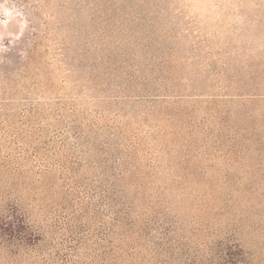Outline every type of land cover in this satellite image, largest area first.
<instances>
[{"label": "trees", "instance_id": "trees-1", "mask_svg": "<svg viewBox=\"0 0 264 264\" xmlns=\"http://www.w3.org/2000/svg\"><path fill=\"white\" fill-rule=\"evenodd\" d=\"M149 1L123 16L121 0L87 3L73 23L90 51L35 52L37 32L27 52H0V264H264V186L177 179L203 168L181 162L180 143L218 118L194 103L264 100V67L242 79L223 56L203 72L213 84L192 80L173 54L147 52L165 20ZM227 72L241 92L227 93ZM227 141L264 168V117Z\"/></svg>", "mask_w": 264, "mask_h": 264}, {"label": "rangeland", "instance_id": "rangeland-1", "mask_svg": "<svg viewBox=\"0 0 264 264\" xmlns=\"http://www.w3.org/2000/svg\"><path fill=\"white\" fill-rule=\"evenodd\" d=\"M38 1L42 0H27V6L43 19L32 17L30 23L22 11L26 3L21 0H0V52H27L26 47H29L33 33L37 32L40 36L35 43V52H45L47 48L51 52H79L82 47L89 51L95 47L93 37L83 46L86 35L78 37L74 29L77 25L73 23L79 14L88 18L86 7L91 0H50L47 6ZM132 4L133 0H121L123 8L118 10L119 14L123 16L141 11V6L135 8ZM155 4L162 6L160 14L165 20L161 26L163 31L156 40L145 37L155 44L147 52L173 54L176 64L190 66L192 80L213 84L203 72L218 71L221 67L219 58L224 57L230 60L229 70H237L242 79L246 78L248 71L264 67V0H150L144 6L151 10L148 18L154 16L157 7L151 6ZM66 25H70V28L67 29ZM89 26L84 25L85 32L90 31ZM39 29H44V34ZM131 41L135 43L138 40ZM136 45L143 44L138 41ZM60 46H63L62 50ZM138 50L146 52L142 46H138ZM227 74L222 81V84L229 86L227 93L241 92L232 89L238 78L231 76L230 72ZM194 108L196 113L208 111L218 114V118H209L203 131L194 129L195 134L190 138L194 143L191 148L180 143L178 151L181 162L186 164L185 161H190L191 169L196 165L203 168L199 167L202 170L194 175L177 179L220 183L232 181L240 185L256 182L264 186V168L257 159L258 151L254 147L246 150L242 146L235 151L227 141L230 136L241 139L246 134L259 132L264 117V100L249 101L239 96L213 105L195 102ZM197 116L199 120L201 116ZM185 133L181 132L187 136ZM219 136L221 141L217 138ZM260 217L264 219V212ZM95 224L92 219L93 228Z\"/></svg>", "mask_w": 264, "mask_h": 264}]
</instances>
